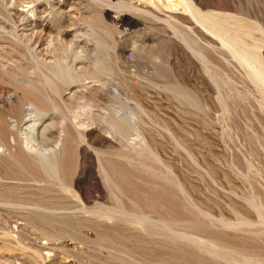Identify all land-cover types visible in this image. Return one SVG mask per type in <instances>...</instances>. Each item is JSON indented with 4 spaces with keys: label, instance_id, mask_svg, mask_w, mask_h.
<instances>
[{
    "label": "rangeland",
    "instance_id": "rangeland-1",
    "mask_svg": "<svg viewBox=\"0 0 264 264\" xmlns=\"http://www.w3.org/2000/svg\"><path fill=\"white\" fill-rule=\"evenodd\" d=\"M185 1L0 2V264H264V0Z\"/></svg>",
    "mask_w": 264,
    "mask_h": 264
},
{
    "label": "bare ground",
    "instance_id": "bare-ground-1",
    "mask_svg": "<svg viewBox=\"0 0 264 264\" xmlns=\"http://www.w3.org/2000/svg\"><path fill=\"white\" fill-rule=\"evenodd\" d=\"M58 1H62V0H58ZM180 3L182 4L183 8L188 11V13L191 14V16L194 18L196 17L199 12L197 11V9H194L190 3H188L187 1L185 0H179ZM1 4H2V7L3 9L5 10V12L7 11V13L9 14V16L11 15V12H14V11H17V7L20 6V7H23L20 3H22V0H15V2H12V1H7V0H0ZM19 2V3H18ZM108 5H106L105 7H101V9L99 10L100 13H99V16L102 18V19H107V20H110V21H114V20H117V21H121L122 24L124 25H127L129 27L131 26H135L137 24V20L134 18H127L125 16H123V14H126V10L124 11H118L115 15L111 14V10L112 9H115L117 7H120V6H123L125 8H128V11H130L131 13H146V14H149V15H152L153 17L155 16V18L158 17V13L156 11L158 10H163V8L165 6H169L171 7L173 5V0H108ZM58 6V5H57ZM58 8V7H57ZM173 9V7H172ZM27 10H29L31 12V15H33L35 13V7H30L28 8ZM58 12H59V9H56ZM16 13V12H15ZM18 13V12H17ZM128 14V13H127ZM130 16V15H129ZM33 17H35V15H33ZM9 18V17H8ZM42 18V17H41ZM66 18V17H65ZM204 18L206 19V16H204ZM38 19L37 17H35V20L32 19L31 20V23L35 24L37 23L38 21L36 20ZM10 20V19H9ZM88 20V19H87ZM159 20V19H158ZM204 20V19H203ZM11 21V20H10ZM116 21V22H117ZM207 24H208V21L204 20ZM64 22V21H63ZM30 23V25H32ZM66 23V22H65ZM26 24L23 23L22 26H16V25H9V28H8V31L7 30H4L6 28L5 24L0 20V28H2L1 30L3 31H7L10 33V35L14 38H17L19 36L21 37H27L29 35V33H33L34 30H33V25L30 26V32L27 33V28H24ZM37 25V24H36ZM120 26V25H119ZM37 28V26L35 27ZM39 28V27H38ZM139 31V30H138ZM223 33L219 36L220 39L222 40V42L224 43L225 46H227L228 48H230L232 50V52L238 56L239 60L241 62H244L245 64H247V61L244 57V53L247 51L245 49V46H244V42L240 39L239 36H237L236 34L233 33V31H229L230 33H228L225 29H223ZM117 41V40H116ZM55 45L57 46V43L54 44V47ZM53 47V48H54ZM60 47V46H59ZM56 49V47L54 48ZM50 52H51V48L49 49ZM53 52V51H52ZM54 53H55V50H54ZM53 55V54H52ZM76 55V54H75ZM74 55V56H75ZM2 57V56H1ZM15 61V60H14ZM14 65V64H12ZM67 65V64H66ZM11 69V68H10ZM56 70H58V74L60 76H63V77H67L68 76V73L67 71H63L61 70L60 68H57ZM41 74V73H40ZM54 75V74H53ZM48 76V75H47ZM59 76V78H60ZM43 77V75H42ZM54 77V76H53ZM44 79V78H43ZM46 79V78H45ZM82 79H91V77L89 76H83ZM33 80V79H32ZM61 80V79H60ZM91 81H95V80H92ZM46 84V83H44ZM92 85V84H91ZM41 86V85H40ZM43 87V86H42ZM1 88H3L2 86H0V90ZM16 91V90H15ZM17 93V91H16ZM18 99V98H17ZM0 100H1V92H0ZM16 100V96L14 93L10 94L8 96V99H6V102L8 101L9 103L10 102H13ZM5 102V103H6ZM4 104V103H3ZM6 105H10L8 103H6ZM29 105L34 108V105L32 103H29ZM97 135V134H96ZM94 136V135H93ZM13 137V136H12ZM11 137V138H12ZM82 138V137H81ZM40 139V138H39ZM31 140H32V137L28 136V137H24L22 142L25 144V149L31 153L32 157H34L37 161H39L41 163V165L43 166V168L51 173H55L56 174V169H55V164H54V158H53V155L52 154H44L42 157H39L37 155L36 157V154H35V148H34V145H32L31 143ZM84 141V139H82ZM34 144V143H33ZM43 146V145H42ZM81 147V146H80ZM4 149H2V143L0 142V159L4 156ZM10 153V151H9ZM87 153V152H86ZM78 155L80 157V161L81 163L84 162V152L83 150H79L78 152ZM83 170V166L81 165V169H80V172ZM1 178V176H0ZM46 185V184H45ZM49 186V185H48ZM69 189L71 190L72 189V186H71V183L69 184ZM78 189V188H77ZM81 191V190H80ZM230 226V225H229ZM214 235V234H213ZM216 235V234H215ZM183 237H186V236H183ZM210 238V237H209ZM211 238H214V237H211ZM186 240H188L189 242H192V243H199V245L201 246V248H206L209 250V252L211 253H215L216 256H220V252L219 250L222 252L224 251L223 247L220 245V242H213V243H205V242H202V241H199V240H196V239H193L191 237H188V238H185ZM217 239V238H216ZM214 240V239H213ZM222 240V239H221ZM228 245V244H227ZM205 246V247H204ZM176 250V249H175ZM217 252V253H216ZM221 258V257H220ZM250 260V258H249Z\"/></svg>",
    "mask_w": 264,
    "mask_h": 264
}]
</instances>
